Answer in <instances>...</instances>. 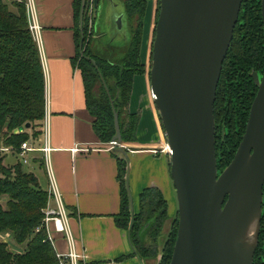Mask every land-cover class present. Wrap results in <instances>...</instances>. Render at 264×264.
Returning <instances> with one entry per match:
<instances>
[{
    "label": "trees",
    "instance_id": "1",
    "mask_svg": "<svg viewBox=\"0 0 264 264\" xmlns=\"http://www.w3.org/2000/svg\"><path fill=\"white\" fill-rule=\"evenodd\" d=\"M123 1L130 41L122 55L110 59L107 54L93 49L91 38L85 35L86 13L79 22L82 0H76L75 4L79 29L74 63L82 74L86 108L94 118V132L105 144L111 142L116 133L115 112L118 113L122 144L136 142L138 119L135 114L127 113L126 108L134 76L145 73V66L140 60V45L146 2ZM263 72L261 0H244L222 64L213 106L216 166L219 171L229 165L245 133L250 109L258 92L252 74L262 76ZM43 115L44 77L39 52L28 29L25 0H0V200H5L4 206L0 204V237L8 234L12 244L22 250L19 253L12 251V247L9 248L8 243L0 238V264H59L43 225L48 193L40 187L33 173L22 169L23 164L18 157L22 143L32 141L37 144L40 140ZM26 124L30 125L29 129L14 133ZM8 152L18 158L14 165L5 166L2 163ZM122 162L125 166L124 160L118 161L121 167L120 211L115 217L116 225L127 230L134 254L140 260L155 258L156 240L167 218V203L158 190L145 189L139 196L138 212L131 211ZM176 233L177 217L162 247L160 264H169ZM146 237L154 243L153 248L145 244ZM259 242L253 264H264L263 261L256 262L259 255H264V216Z\"/></svg>",
    "mask_w": 264,
    "mask_h": 264
},
{
    "label": "water",
    "instance_id": "2",
    "mask_svg": "<svg viewBox=\"0 0 264 264\" xmlns=\"http://www.w3.org/2000/svg\"><path fill=\"white\" fill-rule=\"evenodd\" d=\"M243 1L159 0L149 84L177 201L169 264H253L259 246L264 216V72L261 77L252 74L258 92L246 130L220 173L215 151V93ZM84 6L82 0L80 19ZM261 11L264 27V0ZM94 32L95 49L106 51L108 59L122 55L130 41L123 0H99ZM114 128L112 141L118 146L112 149L127 157L117 112Z\"/></svg>",
    "mask_w": 264,
    "mask_h": 264
},
{
    "label": "crops",
    "instance_id": "3",
    "mask_svg": "<svg viewBox=\"0 0 264 264\" xmlns=\"http://www.w3.org/2000/svg\"><path fill=\"white\" fill-rule=\"evenodd\" d=\"M26 2L31 4L34 21L39 27L34 42L44 77L42 129L46 132L37 144L28 142L38 149L45 140L50 148L49 171L67 214L66 223L72 240L70 246L64 234L52 231L55 253L66 254L72 248L80 256L76 264H144L134 254L127 230L119 228L115 221L120 211L121 167L118 161L123 160L122 154L113 149L108 151L110 142L102 143L94 132V118L86 108L82 76L74 63L79 29L76 0ZM151 98L148 73L134 76L126 111L138 119L136 142L121 143L129 157L126 178L133 212H136L139 196L145 189L158 190L170 211L174 208L175 192L169 175L166 139ZM74 147L78 149L75 152L72 151ZM129 148L136 150L127 152ZM6 154L15 158V162L6 164L5 156L2 162L5 166L18 161L12 152ZM41 157L39 152L27 153L29 163L34 167L42 165L39 170H43L44 190L48 191ZM123 167L126 174L122 162ZM49 206L54 209L55 202L50 200ZM0 238L12 243L8 234ZM12 251L19 253L22 250L14 246Z\"/></svg>",
    "mask_w": 264,
    "mask_h": 264
},
{
    "label": "built area",
    "instance_id": "4",
    "mask_svg": "<svg viewBox=\"0 0 264 264\" xmlns=\"http://www.w3.org/2000/svg\"><path fill=\"white\" fill-rule=\"evenodd\" d=\"M92 4V5H91ZM94 0H89L88 1V9L86 11L87 16H93L94 13V8L95 6ZM31 4L29 2L25 3V11H26V18L28 22V29L30 31V34L33 38V40L37 39L39 27L36 25L34 21V15H33V9L30 6ZM91 22V20H89ZM44 137L46 136V132L44 130ZM118 144L115 142L111 141L109 143V146L107 148L108 151H110L112 148L117 147ZM78 149L74 147L72 149L73 152L77 151ZM33 152H39L42 154L41 160L43 162L46 176H47V183H48V202L43 210L44 213V219H43V225L45 228L47 240L51 243L52 245V231L57 232V233H62L65 235L66 239L68 242L72 243L71 240V235L70 231L68 228V225L66 223L67 221V214L64 210V207L60 201V195L57 191L56 184L54 182V179L52 178L50 171H49V153H50V148L46 145L45 140L43 141V146L41 148H34L30 145L29 142L22 143L19 152H18V157L23 165H26L29 163L27 159V153H33ZM53 200L55 202V208L51 209L49 206V201ZM56 257L58 259L59 264H76L77 260L80 258L79 255L73 252L72 248L69 249V252L66 254H56Z\"/></svg>",
    "mask_w": 264,
    "mask_h": 264
},
{
    "label": "rangeland",
    "instance_id": "5",
    "mask_svg": "<svg viewBox=\"0 0 264 264\" xmlns=\"http://www.w3.org/2000/svg\"><path fill=\"white\" fill-rule=\"evenodd\" d=\"M88 1H87V3L85 2L86 5L84 7V17H85V13L88 9V6H87ZM93 5L95 6V0H94ZM158 12H159V0H148V3L146 4L144 17L142 20L143 21L142 35H141L142 38H141V45H140V60L145 66V72H147L148 74H149L150 65H151L152 42L154 39V28H155V24H156L157 17H158ZM93 18H94V16H92V19ZM84 25H86V27H87L86 31H85V35L90 37L91 36L90 30H91L92 23L90 21H87V24H86V21L84 20ZM76 68H77V65H76ZM79 72H80V70H79ZM81 76H82V74H81ZM94 91H96V88L94 89ZM151 100H152V98H151ZM127 152H129V151H127ZM122 159L124 160L125 166H126L125 180L127 181L126 177L128 175V161H129L128 154H127V157H125V155L122 154ZM14 162H15V158H12L11 155L7 154L5 163L6 164H13ZM22 169L25 172L33 173L38 178L39 183H40L39 184L40 187L44 189L45 177L43 174V170L40 169L41 170L40 171L39 167H34V165L32 163H29L28 165H23ZM223 170L224 169H222L220 171L218 170V173L222 172ZM127 186H128V181H127ZM128 191H129V187H128ZM129 195H130V191H129ZM130 199L132 200L131 195H130ZM173 199H174V208H173V210L171 209V211H170L169 206L167 207V209H166V216H167L166 222L163 226V229H162L160 236L156 240V246L155 247L157 250V254H156L155 258H148L147 260H144L143 261L144 264H160L161 250H162V247L164 245V242L167 238V235H168V232L170 229V222H171L170 218L172 219L175 216L177 217V201H176V195L175 194L173 195ZM0 204L2 206H4V202H0ZM170 205H171V201H170ZM144 207L147 208L146 204ZM149 209H151V208H149ZM136 212H138V207L136 209ZM6 241L8 243L9 248H11V247L14 248V246L12 245L10 240H6ZM145 244L149 247L151 246V248L154 247V243L152 242V240L149 237L145 238ZM259 247H260V242H259L258 248ZM263 252H264V248H263ZM262 261L264 263V255L261 254V255H259V257L256 258V262L260 263Z\"/></svg>",
    "mask_w": 264,
    "mask_h": 264
},
{
    "label": "flooded vegetation",
    "instance_id": "6",
    "mask_svg": "<svg viewBox=\"0 0 264 264\" xmlns=\"http://www.w3.org/2000/svg\"><path fill=\"white\" fill-rule=\"evenodd\" d=\"M98 2H99V0H95V9H94V14H93V16H94V18L92 19V16H87L86 15V18H87V20H86V24H87V21H89V20H91V23H92V25H91V30H90V34H91V36H90V38H91V41H92V47H93V39H94V37H95V35H94V23H95V19H96V13H97V7H98ZM124 2V1H123ZM145 2H146V4L148 3V0H145ZM85 7V6H84ZM83 15H84V13H83ZM83 18V17H82ZM100 36H102V35H100ZM93 49L94 50H96L97 52H101V53H104V54H107V52L106 51H101V50H98V49H95L94 47H93ZM108 55V54H107ZM170 180H171V178H170ZM133 213V212H132ZM134 213H136V212H134ZM176 218V216L174 217V218H170V227H171V224H172V222H173V220ZM177 221H178V215H177ZM148 226V224L146 223L145 224V227H147ZM163 229V228H162Z\"/></svg>",
    "mask_w": 264,
    "mask_h": 264
},
{
    "label": "bare ground",
    "instance_id": "7",
    "mask_svg": "<svg viewBox=\"0 0 264 264\" xmlns=\"http://www.w3.org/2000/svg\"><path fill=\"white\" fill-rule=\"evenodd\" d=\"M167 149V151H168V148H166Z\"/></svg>",
    "mask_w": 264,
    "mask_h": 264
}]
</instances>
